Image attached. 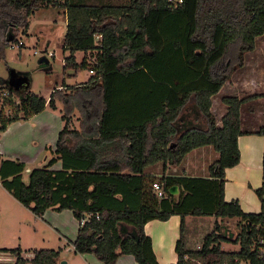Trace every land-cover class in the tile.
Returning a JSON list of instances; mask_svg holds the SVG:
<instances>
[{"label": "trees", "instance_id": "16d2710c", "mask_svg": "<svg viewBox=\"0 0 264 264\" xmlns=\"http://www.w3.org/2000/svg\"><path fill=\"white\" fill-rule=\"evenodd\" d=\"M49 6L66 14L63 72L74 76L90 67L93 74L81 85L64 84L70 91L57 98L55 90L46 99L27 88L12 101L6 90L0 132L45 108L56 110L58 102L64 125L53 157L30 171L27 184L21 178L24 163L0 156L1 185L35 216L69 209L78 222L84 219L70 242L74 253H92L104 264L127 254L137 264H158L144 225L173 214L181 217L173 264H264L259 249L264 155L262 184L255 190L260 212L246 213L237 201L224 200L225 169L240 159V106L248 97L221 98L226 106L221 125L211 111V96L242 67L244 54L264 34V0H129L127 5L0 0V48L26 35L28 17ZM77 51H96L94 61H76ZM75 108L78 129L70 122ZM201 147L217 153L207 177L166 174ZM58 161L60 168L53 169ZM156 181L165 192L161 199L152 191ZM172 186L180 190L177 195L169 193ZM186 215L237 217L241 231L231 239L217 231L216 223L199 248H186ZM221 242L238 243L239 250H222ZM0 251L15 256L14 264H58L61 250L34 249L30 259L20 248Z\"/></svg>", "mask_w": 264, "mask_h": 264}, {"label": "crops", "instance_id": "0c3cea01", "mask_svg": "<svg viewBox=\"0 0 264 264\" xmlns=\"http://www.w3.org/2000/svg\"><path fill=\"white\" fill-rule=\"evenodd\" d=\"M54 8L58 10V20H55L54 23L57 26L56 29L60 28L62 37L47 33L44 35L45 48L51 45V39L58 38L63 44V37L66 31L65 11L60 7ZM77 52L74 53L75 58ZM65 53L63 52V55ZM3 90L6 89L4 88ZM223 96L248 97L240 106V130L242 133L237 137L240 159L236 165L225 169L224 200L227 202L237 201L241 209L246 213H258L261 210V201L255 190L262 184V159L264 155V34L257 36L255 48L244 54L242 67L237 68L220 90L211 96V111L215 116L217 125H221V117L226 112V106L221 102ZM60 106L62 105L58 102L56 110L45 108L26 120H17L9 123L0 132L1 159L23 162L24 167L27 163L38 162L37 160L39 159V162L44 166L53 157L52 152L56 147L58 133L64 125V121L61 119L62 110ZM215 108L217 109V114ZM56 112L60 114H56ZM216 158L217 153L210 147L197 148L185 156L180 166L166 170V174L175 173V175L190 177H207V167ZM155 165L157 164L148 168H153ZM60 166L58 161L52 168L59 169ZM156 168H160V166ZM179 191L178 189V193ZM9 195L13 197L11 194ZM13 199L15 198L13 197ZM33 217L35 223L40 224L42 229H51L56 233L57 247L55 250H61L58 264H60L61 260H66V264H104L92 253H74L70 242L76 239L80 225L71 210H46L41 217L34 214ZM197 219H202V221H199V225L195 226L194 221ZM218 219L222 220L215 216L186 215L182 230V239L185 247L190 249L199 248L203 238L207 235L206 229H210V224L212 223L215 227L216 223L220 222ZM231 219H235L233 221H235L237 227L240 226L237 217ZM180 223L181 217L177 214L171 215L167 220L153 219L145 223L144 232L151 238L152 249L158 264H173L177 261L175 244L181 236ZM189 223L193 224L192 227L188 225ZM199 227L201 228L199 229ZM33 230L35 233L37 232L35 226ZM42 236L41 240L44 242V235ZM228 237L235 239L236 233ZM221 244L222 249L223 244L235 246L236 249H233V251H238L239 249L238 243L221 242ZM3 246L4 244H1L0 248ZM15 248H20L24 258L30 259L32 257V254L27 256V253L20 246ZM69 248H72V251L65 256ZM10 259L11 263H13V258L11 257ZM115 264L137 263L132 255L127 254L119 256Z\"/></svg>", "mask_w": 264, "mask_h": 264}, {"label": "rangeland", "instance_id": "374dc122", "mask_svg": "<svg viewBox=\"0 0 264 264\" xmlns=\"http://www.w3.org/2000/svg\"><path fill=\"white\" fill-rule=\"evenodd\" d=\"M81 1L87 4L110 3L127 5L129 3V0H98V2H96L97 0ZM27 20V34L22 36L18 34V40L23 42L22 47L9 48L8 46L1 45L0 53L3 54V58L0 60V77H5L10 68L26 72L30 78V85L28 87L30 92L46 98L55 90L54 95L57 98L70 91L64 84L67 83V85L69 84L71 86L81 85L82 82H85L91 76L88 71L90 67L79 69L74 76L67 75L70 71H67L66 74L63 72V58L68 53L66 52L63 55V44L58 38L54 40L51 39V45L45 48L44 35L47 33L62 37L60 28L56 29L57 26L54 23L55 20H58V10L56 8L52 6L39 8L35 10ZM48 52L53 53L54 56L47 55ZM95 54L96 51L86 52L85 54L77 52L76 60L81 61V59L85 57L88 62L92 63L95 59ZM41 57H45L47 63H40L39 59ZM9 93H11V97L8 95V98H11L12 101H17V93L15 91H9ZM1 98L7 97L1 96L0 100ZM215 111L217 114L216 108ZM8 114L9 108L4 106L3 116H7ZM56 114L60 113L56 112ZM70 122L74 128H79L80 113L78 109L75 108L73 110ZM37 161L38 162L27 163L24 167L21 173L24 183H28V177L32 169L42 167V163L39 162L40 160L38 159ZM201 218L205 219L207 217ZM231 218L234 217L221 218L222 220L218 219L220 222L218 223L219 229H217V231L225 236L234 235V233H236L237 237L241 231V226L237 227L235 221H233L235 219ZM199 221H202V219L195 220L194 225L198 226ZM188 225L192 227L193 224L189 223ZM34 226L37 230L36 233L33 230ZM210 226V229H206L207 234L213 229V223L210 224ZM200 228L201 227H199V229ZM42 235H44V242L41 240V237H43ZM56 243V233L51 229H42L40 224L35 223L32 212L27 207L20 204L16 199H13L0 183V245L4 244L1 248L10 249L20 246L22 250L27 253V256H31V251L33 249H56ZM233 249H236V247L232 246V244H223L222 250L233 251ZM11 257L13 258V263H11ZM15 260V256L9 252L0 251V264H14Z\"/></svg>", "mask_w": 264, "mask_h": 264}, {"label": "water", "instance_id": "95a60500", "mask_svg": "<svg viewBox=\"0 0 264 264\" xmlns=\"http://www.w3.org/2000/svg\"><path fill=\"white\" fill-rule=\"evenodd\" d=\"M9 41L11 38H8ZM40 63H47V59L45 57H41L39 59ZM30 85V78L28 73L17 71L16 69H8V74L5 77H0V97L1 91L5 88L8 91H15L16 93L22 92L27 89ZM169 193L171 195H176L178 193V187L172 186L169 189ZM72 251V248H69L65 254L68 255L69 252ZM60 264H66V260H61Z\"/></svg>", "mask_w": 264, "mask_h": 264}, {"label": "built area", "instance_id": "2783aa9c", "mask_svg": "<svg viewBox=\"0 0 264 264\" xmlns=\"http://www.w3.org/2000/svg\"><path fill=\"white\" fill-rule=\"evenodd\" d=\"M180 1H181V0H179V2H180ZM21 45H23V42H22L21 40H18L17 42H10V43L8 44V47H9V48H19ZM47 55H49V56H53L54 54L48 52ZM88 71H89L90 74H93L92 68H89ZM8 95H9L8 91H6V90L1 91V96H3V97H8ZM152 191H153V193L155 194V196H156L157 198H159V199L165 197V192H164V190H163V187H162L161 183L158 182V181H156V182H154V183L152 184ZM84 221H85V220L82 219V220L79 222V224H84ZM259 244H260V245H259V249L261 250V252H264V236H262V237L260 238V240H259Z\"/></svg>", "mask_w": 264, "mask_h": 264}]
</instances>
